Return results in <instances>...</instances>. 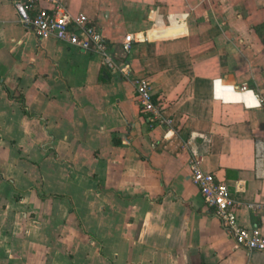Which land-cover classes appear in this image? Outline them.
I'll use <instances>...</instances> for the list:
<instances>
[{
    "label": "crops",
    "instance_id": "crops-1",
    "mask_svg": "<svg viewBox=\"0 0 264 264\" xmlns=\"http://www.w3.org/2000/svg\"><path fill=\"white\" fill-rule=\"evenodd\" d=\"M14 1L0 0V264H264L190 177L197 152L241 200L239 221L260 224L264 0H62L129 75L38 37ZM138 76L171 126L140 111Z\"/></svg>",
    "mask_w": 264,
    "mask_h": 264
},
{
    "label": "built area",
    "instance_id": "built-area-1",
    "mask_svg": "<svg viewBox=\"0 0 264 264\" xmlns=\"http://www.w3.org/2000/svg\"><path fill=\"white\" fill-rule=\"evenodd\" d=\"M14 6L21 23L33 27L40 38L54 36L84 50L100 55L102 63L111 71L129 75L128 63H120L101 30L85 13H73L62 0H15ZM137 35L128 33L122 43L130 51ZM135 98L139 109L150 121L173 124V118L164 112L161 100L154 95L153 84L148 77L133 78ZM190 177L199 187L204 202L213 209L231 237L235 246H244L254 251H264V204L250 203L260 214V224L246 226L239 221L238 209L242 202L231 191L229 185L202 166V157L193 152L190 158Z\"/></svg>",
    "mask_w": 264,
    "mask_h": 264
},
{
    "label": "bare ground",
    "instance_id": "bare-ground-1",
    "mask_svg": "<svg viewBox=\"0 0 264 264\" xmlns=\"http://www.w3.org/2000/svg\"><path fill=\"white\" fill-rule=\"evenodd\" d=\"M183 30V25L182 24H177V25H173V26H169V27H160V28H156L153 31H150L151 34H153V36H164V35H169V34H176L179 33ZM141 39L144 38L145 36H143L142 33H139ZM149 37H151L148 34Z\"/></svg>",
    "mask_w": 264,
    "mask_h": 264
}]
</instances>
